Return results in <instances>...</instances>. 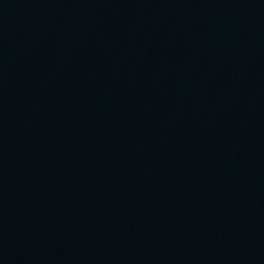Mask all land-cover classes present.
I'll return each mask as SVG.
<instances>
[{
	"label": "water",
	"instance_id": "obj_1",
	"mask_svg": "<svg viewBox=\"0 0 264 264\" xmlns=\"http://www.w3.org/2000/svg\"><path fill=\"white\" fill-rule=\"evenodd\" d=\"M0 264H264V0H0Z\"/></svg>",
	"mask_w": 264,
	"mask_h": 264
}]
</instances>
